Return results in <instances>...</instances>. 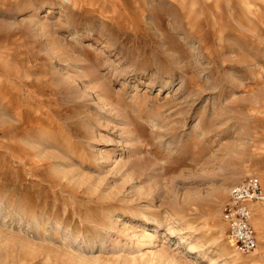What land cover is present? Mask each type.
Returning <instances> with one entry per match:
<instances>
[{
	"label": "rangeland",
	"instance_id": "1",
	"mask_svg": "<svg viewBox=\"0 0 264 264\" xmlns=\"http://www.w3.org/2000/svg\"><path fill=\"white\" fill-rule=\"evenodd\" d=\"M69 3L0 0V264H264V0Z\"/></svg>",
	"mask_w": 264,
	"mask_h": 264
},
{
	"label": "built area",
	"instance_id": "2",
	"mask_svg": "<svg viewBox=\"0 0 264 264\" xmlns=\"http://www.w3.org/2000/svg\"><path fill=\"white\" fill-rule=\"evenodd\" d=\"M256 204H264V190L259 177L248 174L229 188L227 198L220 208L229 242L242 255L251 253L256 247V235L252 225Z\"/></svg>",
	"mask_w": 264,
	"mask_h": 264
},
{
	"label": "crops",
	"instance_id": "3",
	"mask_svg": "<svg viewBox=\"0 0 264 264\" xmlns=\"http://www.w3.org/2000/svg\"><path fill=\"white\" fill-rule=\"evenodd\" d=\"M260 183H261V181H260ZM261 186L263 188L262 183H261ZM263 190H264V188H263ZM254 209H253V214H252V225H253V228H254V231H255L256 243H257V239H258L257 235H259V233L257 232V229H256V220H255V218L257 217V214L260 212V210L264 209V208H259L257 211H256V209L255 210ZM260 221H264V212L262 213V215L260 214ZM260 230H263V235H264V228L260 227ZM260 238H261L260 242L264 244V236H262V237L260 236Z\"/></svg>",
	"mask_w": 264,
	"mask_h": 264
},
{
	"label": "bare ground",
	"instance_id": "4",
	"mask_svg": "<svg viewBox=\"0 0 264 264\" xmlns=\"http://www.w3.org/2000/svg\"><path fill=\"white\" fill-rule=\"evenodd\" d=\"M61 1H62L63 3L68 4V5L70 4V3H69V0H61ZM71 1H72V0H71ZM73 1H74V0H73ZM230 6H231V5H230ZM246 28H247V27H246ZM246 28H245V29H246ZM247 30L249 31L250 29L247 28ZM263 210H264V209H263ZM157 212H158V211H157ZM261 215H262V214H261ZM255 219H256V218H255ZM258 220H259V219H258ZM261 222H262V221H261ZM257 223H258V222H257ZM257 227H258V226H257ZM259 228H260V227H259ZM257 230H258V229H257ZM259 232H260V231H259ZM262 232H263V230H262ZM140 237H142V236H140ZM142 239H143V238H142ZM138 242H139V241H138ZM138 242H137V243H138ZM140 243H141V242H140ZM138 244H139V243H138ZM134 247H135V246H134ZM140 247H141V246H140ZM260 254H261V256H264V249H263V251L260 252Z\"/></svg>",
	"mask_w": 264,
	"mask_h": 264
}]
</instances>
